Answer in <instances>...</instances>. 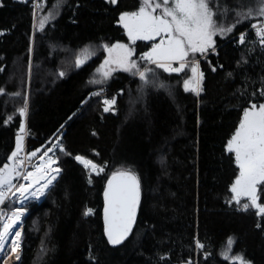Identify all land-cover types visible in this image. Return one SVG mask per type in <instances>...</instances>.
Returning <instances> with one entry per match:
<instances>
[{
    "label": "trees",
    "instance_id": "trees-1",
    "mask_svg": "<svg viewBox=\"0 0 264 264\" xmlns=\"http://www.w3.org/2000/svg\"><path fill=\"white\" fill-rule=\"evenodd\" d=\"M56 3L0 0V166L16 149L18 135L20 154L36 152L29 170L50 143L65 149L55 148L61 172L44 197L23 205L16 264H231L235 257L264 264V218L229 203L238 168L227 151L244 109L264 103V46L249 28L257 19L236 23V12L255 9L258 0H213L217 24H234V30L214 36V50L190 54L179 73L141 59L158 38L132 44L119 24L140 0H64L58 9ZM50 12L55 18L38 30L39 18ZM115 43L132 46L140 71L152 69L145 80L120 70L100 77L104 46ZM86 47L90 58L77 66ZM197 62L203 73L199 95L184 90ZM113 98L105 112L104 101ZM77 155L103 171L85 168ZM118 171L137 177L140 196L131 234L110 246L102 231V192Z\"/></svg>",
    "mask_w": 264,
    "mask_h": 264
},
{
    "label": "snow or ice",
    "instance_id": "snow-or-ice-1",
    "mask_svg": "<svg viewBox=\"0 0 264 264\" xmlns=\"http://www.w3.org/2000/svg\"><path fill=\"white\" fill-rule=\"evenodd\" d=\"M110 2L116 3V0H110ZM63 3L64 0H57L54 7L58 9ZM212 3L213 0H140L138 10L122 13L120 22L132 44L138 40L152 41L160 37V42L154 43L150 51L144 53L141 59L155 64L157 68H162L166 72L179 73L189 66L190 54L194 58L196 53L206 54L209 49L214 50L213 37L217 34L227 35L234 30V24L230 26L217 24L216 17L219 9L213 8ZM36 8H43V4L37 3ZM229 11L225 7L223 15H228ZM35 14L34 11V16ZM236 15L238 17L236 23L245 19H257L252 27L256 30L259 43L264 46V0H258V6L255 9L250 7L246 11L236 12ZM54 18L55 15L51 12L49 15L41 16L38 30H42L45 24ZM245 40V34H241L240 42L244 43ZM104 49L108 53V58L97 69L104 80L117 70L130 72L133 75L138 74L141 80H145L146 73L152 71V69L140 71L137 61L131 59L135 50L130 45L115 43L111 46L105 45ZM88 58H90V53L86 47L81 55L77 56L76 65L84 64ZM173 61H179V67H173ZM109 64H115L116 67L104 70L105 65ZM198 69V62L191 64L192 76L184 80V90L192 91L197 95L203 90V73ZM100 82L93 81V83ZM0 94H3L2 89H0ZM114 103V98L105 100L104 111H110ZM19 113L24 116L26 107L20 108ZM23 131L22 123L21 132ZM22 140L23 137L18 135L16 149L8 156L7 162L0 166V206L11 201L10 211H5L3 207H0V258H3L9 248L13 253L20 250L22 232L19 227L26 210L23 205L29 197L38 198L44 195L45 190L60 174L61 170L58 167H51L56 161L49 156V153L53 152L54 148H58L61 152L65 151L60 145L48 148L40 156L42 163L36 171H29L22 176V179L28 183L17 185L13 183V179L21 178L19 169L24 166L25 160L30 161L31 157L36 155V152H31L24 160L19 158L23 151ZM227 151L230 154L234 153L238 168V175L230 187L233 196L229 203L235 201L243 211L255 209V214L264 218V205L260 204V189H264V103L259 105L252 103L249 108L244 109L239 125L227 143ZM75 159L97 174L103 171V168L98 170L95 163L82 156L77 155ZM41 180L45 182L34 188ZM104 195L105 234L110 244L119 245L132 231L139 204V181L129 171H118L113 173L108 180ZM242 198L246 200L242 202ZM16 204H20L21 207H15ZM90 212L89 209L84 214L87 216ZM233 243L234 240L230 237L227 250L224 252L225 259L229 258ZM196 247L202 249L204 245L197 241ZM20 259L21 257L17 255L16 260ZM231 264H244L243 257L233 258Z\"/></svg>",
    "mask_w": 264,
    "mask_h": 264
},
{
    "label": "rangeland",
    "instance_id": "rangeland-1",
    "mask_svg": "<svg viewBox=\"0 0 264 264\" xmlns=\"http://www.w3.org/2000/svg\"><path fill=\"white\" fill-rule=\"evenodd\" d=\"M121 16V15H120ZM119 24L122 26V24H121V22H120V20H119ZM123 27V26H122ZM125 30V29H124ZM125 33H126V35H127V32H126V30H125ZM127 37H128V35H127ZM158 39H159V41L157 42V43H159L160 42V37H157ZM129 39V38H128ZM129 42H131L130 40H129ZM132 43V42H131ZM131 46V45H130ZM132 47V46H131ZM150 51V50H149ZM148 52V51H147ZM108 58V53H107V55H106V57H105V59H107ZM105 59H104V61H105ZM104 61H103V63L102 64H104ZM179 61H173L172 62V66L173 67H179ZM101 64V65H102ZM101 67V66H100ZM99 67V68H100ZM116 67V65L115 64H109V65H105V67H104V70H108L109 68H115ZM115 72V71H114ZM100 74V73H99ZM100 77L101 78H103L102 77V75L100 74ZM57 143H55V142H52V143H50L47 147H45L43 150H42V152H41V154L35 159V165H34V167L32 168V169H34V168H37V166L39 165V163L41 162V160H40V156L41 155H43V153L45 152V151H47L48 150V148H54V146L56 145ZM49 156H52V158L55 160V148H54V151L53 152H51V153H49ZM25 154L24 153H22V154H20V156H19V158H22V160H24L25 159ZM45 159H47V158H45ZM56 161V160H55ZM29 166H30V162L28 161V160H25V164H24V166L22 167V168H20V170H21V178H14L13 179V183L14 184H21V183H24V184H27V181H25V180H23L22 179V176L23 175H25L28 171H29ZM52 167L53 168H57V166H56V162L54 163V164H52ZM50 188V187H49ZM48 188V189H49ZM47 189V190H48ZM46 193V192H45ZM45 195V194H44ZM44 195H42V196H39L38 198H40V199H38V198H32V199H29V200H27V201H25V203L26 202H28V201H30V200H36V201H38V200H41L43 197H44ZM42 197V198H41ZM38 199V200H37ZM243 199H246V198H243ZM24 203V204H25ZM16 206H18V207H20L21 205H18V204H16ZM0 207H3L4 208V206H0ZM4 210L6 211V209L4 208ZM25 215V214H24ZM24 217V216H23ZM23 217H22V219H21V221H20V227H19V230L22 232V228H23ZM9 251L11 252V249L9 248ZM10 254V253H9ZM8 254V255H9ZM7 255V256H8ZM6 258L7 257H5L4 259H3V261L1 262V264H7V263H5V261H6ZM17 263V262H16ZM16 263H14V264H16ZM244 264H249L248 262H244Z\"/></svg>",
    "mask_w": 264,
    "mask_h": 264
},
{
    "label": "water",
    "instance_id": "water-1",
    "mask_svg": "<svg viewBox=\"0 0 264 264\" xmlns=\"http://www.w3.org/2000/svg\"><path fill=\"white\" fill-rule=\"evenodd\" d=\"M61 172V171H60ZM116 173V172H115ZM132 174V173H131ZM113 175V174H112ZM112 175H110L109 177H108V179L106 180V182H105V186H104V189H103V192H102V208H101V221H102V231H103V235H104V238H105V240L107 241V243L110 245V246H118V245H112V244H110L109 242H108V239H107V236H106V234H105V220H104V209H105V195H104V193H105V190H106V188H107V182H108V180L112 177ZM53 183H54V181H53ZM52 183V184H53ZM51 186V185H50ZM49 186V187H50ZM47 191V190H46ZM45 191V192H46ZM139 196H140V190H139ZM18 205H20V204H18ZM139 205V204H138ZM138 205H137V209H136V214H137V210H138ZM135 222H136V216H135V221H134V223H133V225H132V229H133V227H134V225H135ZM132 232V231H131ZM131 234V233H130ZM129 234V235H130ZM128 238V237H127ZM126 238V239H127ZM125 239V240H126ZM124 240V241H125ZM123 241V242H124ZM122 242V243H123ZM120 245V244H119ZM18 262V261H17Z\"/></svg>",
    "mask_w": 264,
    "mask_h": 264
},
{
    "label": "bare ground",
    "instance_id": "bare-ground-1",
    "mask_svg": "<svg viewBox=\"0 0 264 264\" xmlns=\"http://www.w3.org/2000/svg\"><path fill=\"white\" fill-rule=\"evenodd\" d=\"M42 162H40L39 163V165L37 166V167H39L40 166V164H41ZM51 167H52V165H51ZM53 168V167H52ZM29 171H31V172H35L36 171V168H34V169H30ZM28 171V172H29ZM39 175V174H38ZM45 181L44 180H41L40 182H39V184H37V185H35L34 186V188L35 187H39L40 186V184H43ZM27 183H28V181H27ZM34 190V189H33ZM47 190V189H46ZM45 190V191H46ZM29 199H32V197H29ZM28 199V200H29ZM27 201V200H26ZM17 255H19L20 256V250L17 252V253H13V252H10V254L7 256V258H6V261H5V263H7V264H14V263H16L17 262V260H16V256Z\"/></svg>",
    "mask_w": 264,
    "mask_h": 264
},
{
    "label": "built area",
    "instance_id": "built-area-1",
    "mask_svg": "<svg viewBox=\"0 0 264 264\" xmlns=\"http://www.w3.org/2000/svg\"><path fill=\"white\" fill-rule=\"evenodd\" d=\"M249 24H250L249 28L254 32L255 37H256V39H257L258 42H259V37H258L257 34H256V30L252 27V25L254 24V22H251V23H249Z\"/></svg>",
    "mask_w": 264,
    "mask_h": 264
}]
</instances>
